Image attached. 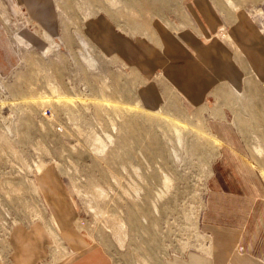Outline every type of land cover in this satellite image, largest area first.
Returning <instances> with one entry per match:
<instances>
[{
	"label": "rangeland",
	"instance_id": "374dc122",
	"mask_svg": "<svg viewBox=\"0 0 264 264\" xmlns=\"http://www.w3.org/2000/svg\"><path fill=\"white\" fill-rule=\"evenodd\" d=\"M191 1L49 0L48 13L28 0H0L1 258L10 228L32 221L50 232L57 258L65 255L38 179L44 170L69 193L76 229L113 264H163L205 247L200 215L219 143L213 125L238 130L264 179V83L246 77L244 89L216 85L199 105L169 95L148 110L137 75L84 29L105 12L135 31L162 18L177 35ZM211 1L222 41L234 48L226 23L245 19L264 44V0Z\"/></svg>",
	"mask_w": 264,
	"mask_h": 264
},
{
	"label": "crops",
	"instance_id": "0c3cea01",
	"mask_svg": "<svg viewBox=\"0 0 264 264\" xmlns=\"http://www.w3.org/2000/svg\"><path fill=\"white\" fill-rule=\"evenodd\" d=\"M28 2L42 12H52L49 0ZM189 9L188 25L177 35L162 18L135 31L105 12L90 17L84 26L96 44L121 58L137 75V98L145 109H159L169 95L196 106L216 85L244 89L246 77L264 83V44L250 31L247 20L226 23L233 48L218 35L223 21L211 0H192ZM212 131L219 143L200 215L207 244L203 249L172 253L163 264H264L263 176L247 155L237 129L215 124ZM38 179L65 255L57 258L51 251L52 237L42 223L19 222L9 230L0 264H39L45 259L49 264H113L101 243L76 229L77 209L54 180L53 171L44 170Z\"/></svg>",
	"mask_w": 264,
	"mask_h": 264
},
{
	"label": "bare ground",
	"instance_id": "6f19581e",
	"mask_svg": "<svg viewBox=\"0 0 264 264\" xmlns=\"http://www.w3.org/2000/svg\"><path fill=\"white\" fill-rule=\"evenodd\" d=\"M82 43H84V44L86 45L85 42H82ZM82 43H81V44H82ZM84 44H83V45H84ZM85 45H84V46H85ZM216 89H217V90H216ZM216 89H215L213 95H215V96L220 95V93H221V89H220V88H219V90H218V88H216Z\"/></svg>",
	"mask_w": 264,
	"mask_h": 264
}]
</instances>
